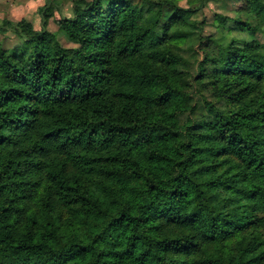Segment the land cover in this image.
Masks as SVG:
<instances>
[{
    "label": "trees",
    "instance_id": "trees-1",
    "mask_svg": "<svg viewBox=\"0 0 264 264\" xmlns=\"http://www.w3.org/2000/svg\"><path fill=\"white\" fill-rule=\"evenodd\" d=\"M179 1L0 22V264H264V0Z\"/></svg>",
    "mask_w": 264,
    "mask_h": 264
},
{
    "label": "rangeland",
    "instance_id": "rangeland-1",
    "mask_svg": "<svg viewBox=\"0 0 264 264\" xmlns=\"http://www.w3.org/2000/svg\"><path fill=\"white\" fill-rule=\"evenodd\" d=\"M49 1L57 2L61 6V10L64 14H68L70 5L74 0H0V22H17L24 20L32 25L35 30H39L41 27V11L44 9ZM187 0H180L179 5L186 7ZM240 5L238 0H231L226 2H211L208 7L204 9L203 18L206 21L207 28L205 29V35H208L211 30V24L214 22V15L221 14L224 16L234 17L236 15L235 10ZM61 14L55 8L54 15L50 19L47 29L56 34L58 43L67 49L74 48L71 42L67 38L57 31L56 22L60 20ZM199 18H202L201 16ZM217 32H225L222 28H218ZM3 40V36L0 33V41ZM5 46H14L18 44V41L11 36L7 40H3Z\"/></svg>",
    "mask_w": 264,
    "mask_h": 264
}]
</instances>
